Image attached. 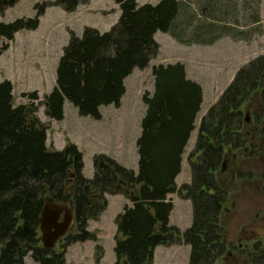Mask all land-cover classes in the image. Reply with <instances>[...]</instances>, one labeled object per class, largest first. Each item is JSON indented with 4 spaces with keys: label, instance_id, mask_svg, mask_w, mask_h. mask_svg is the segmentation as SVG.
I'll return each instance as SVG.
<instances>
[{
    "label": "trees",
    "instance_id": "16d2710c",
    "mask_svg": "<svg viewBox=\"0 0 264 264\" xmlns=\"http://www.w3.org/2000/svg\"><path fill=\"white\" fill-rule=\"evenodd\" d=\"M18 1L0 0V12ZM112 1L120 15L110 30L86 27L80 37L71 35L63 48L55 85L44 98L50 119H63L66 101L79 116L94 120H101V107H119L125 79L133 70L147 68L157 54V32L169 34L180 44L203 46L213 45L223 33L211 23H195L186 6L176 0L141 6L136 0ZM81 2L35 3L33 17L0 23V56L17 32L38 28L49 6L70 13ZM151 74L153 92L142 96L145 113L135 142L137 171L105 154H95L91 178L82 174V154L76 145L48 150L45 128L27 106L13 105L12 83L0 82V264H25L27 256L34 264H65L69 245L94 238L87 231L88 222L104 212L105 195L117 192L119 186L130 205L125 204L117 216L119 238L114 241L113 264H152L157 246L188 245V264H216L225 254L219 217L227 192L219 186L216 173L225 159V148L235 151L245 146L248 133L242 132V105L258 92L264 107V55L240 68L201 118L188 156L191 181L180 187L175 178L195 130L202 88L186 77L181 63L153 66ZM173 193L192 204V222L183 232L169 225L173 203L167 196ZM47 200L73 203L75 232L64 238L60 251L44 249L40 243V215ZM254 249L260 251L249 255L251 264H264V245L255 244Z\"/></svg>",
    "mask_w": 264,
    "mask_h": 264
},
{
    "label": "rangeland",
    "instance_id": "374dc122",
    "mask_svg": "<svg viewBox=\"0 0 264 264\" xmlns=\"http://www.w3.org/2000/svg\"><path fill=\"white\" fill-rule=\"evenodd\" d=\"M48 1L54 0H19L14 6L0 12V23L33 17L34 4ZM158 1L136 0V3L139 6L155 5ZM176 1L186 6L192 20L197 21L195 23H211L218 29H223L221 31L224 34L222 33L213 45L203 46L180 44L169 34L157 32L154 37L159 45L157 54L147 68L135 69L128 77L126 94L120 106L103 107L101 120L79 116L77 109L67 101L64 103L63 119L52 120L47 116L44 98L55 85L56 65L70 36L80 37L86 27L106 32L117 22L120 11L112 0H82L80 7L70 13L51 5L40 18L38 28L34 31L17 32L9 42L8 49L0 56V82L9 80L12 83L13 105L27 106L32 117L45 128L48 150L60 151L69 144L76 145L82 154L84 177H92V157L95 154H105L124 168L136 170L138 155L135 142L140 134V122L145 113L142 96L145 92L149 94L153 92L151 74L153 66L181 63L184 65L186 77L202 88L203 101L195 120V130L191 133L187 144L184 170L189 162L188 156L194 149L201 118L215 104L236 72L256 57L264 55V0ZM32 96L36 99H32ZM261 110L258 92L241 107L242 132L248 133L249 136L245 141V147L237 151L236 156L237 163L241 164L242 175L231 176V171L235 170L234 166L226 162L225 171L219 169L216 180L228 188V192H232L233 189L241 192L244 188L250 189L251 195L245 199L255 200L262 206L260 209H264V205L261 204L263 197L260 196L264 194V161L241 156L248 155V152L254 146L256 148L259 143V139L253 136L255 133L253 123L256 121V114ZM227 152L228 148H225L224 153ZM191 161H196V157ZM120 187L117 188V192L105 195L106 209L100 216L88 222L87 231L94 238L73 243L74 247L72 246L70 250L72 257L69 263L65 261V264H92V262L99 264L105 256V250H108L115 239L119 238L116 234V220L122 206L128 202L122 191L118 190ZM125 191L124 187L123 192ZM245 194L247 192L242 193L244 196ZM64 206L73 212L72 201ZM260 209L259 212L262 211ZM261 223L264 224V218ZM71 232H75L74 221L68 233ZM68 233L55 244L53 248L55 251L61 250ZM257 239L263 244L264 232ZM253 245L254 242L248 244L246 250L241 252L242 256L234 260L233 264H251L249 255L253 252L256 256L260 251L253 250ZM231 262L229 260L225 262L224 259L221 264H231ZM25 264L34 263L27 256Z\"/></svg>",
    "mask_w": 264,
    "mask_h": 264
},
{
    "label": "crops",
    "instance_id": "0c3cea01",
    "mask_svg": "<svg viewBox=\"0 0 264 264\" xmlns=\"http://www.w3.org/2000/svg\"><path fill=\"white\" fill-rule=\"evenodd\" d=\"M79 7L80 5L76 8V10ZM155 36L156 34L154 35V37ZM128 77L124 81L125 88ZM124 96L122 97L121 102ZM64 106H63V111H64ZM102 108L103 107L100 108L101 119L103 116L101 111ZM194 145H195V141H194ZM186 148L182 155L181 171L175 178V184L177 187H180L183 184H189L191 181V171L189 167V162L188 165H186V169L183 170ZM136 171H137V167L136 170H134V172ZM218 184L220 187L224 188L225 191L227 192V198L222 207V211L219 217V224L223 230L222 242L226 247V252L221 258H219L216 261V264H221V261L222 260L224 261V259L225 262L226 260H229L232 261L231 264H233L235 260L234 258L236 259L240 258L242 256L241 252L245 251L248 244L256 241L258 236L263 234L264 230L262 229H264V224L261 223V220L264 218L263 216L264 209H260V207L262 206L258 205V203L255 200L252 201L251 199L250 201L245 199V197L251 195L249 193L250 189L244 188L242 192L233 189L232 192H228V188L223 186L220 183V181L218 182ZM243 192H247V194H245L244 196L242 195ZM260 196H262L263 197L262 199H264L263 194H260ZM167 198L170 199L173 203V209L169 216V225L176 227L178 230L183 232L184 230L190 227L192 222V204L189 200L179 197L176 193L169 194ZM262 201L261 204L264 205V202ZM125 204L130 205L129 201ZM259 209L262 211L258 212L257 210ZM114 243L115 242H113L112 245L109 246L108 250H105V256L100 260L99 264H113L115 262V255L113 252ZM72 246L74 247L73 244L67 247V252L65 254L66 263H69V259L72 257L70 253ZM189 254H190V247L188 245L180 244V245H172L168 247L157 246L154 250L152 264H188ZM247 258L249 259L248 255ZM104 259L107 263L104 261Z\"/></svg>",
    "mask_w": 264,
    "mask_h": 264
},
{
    "label": "water",
    "instance_id": "95a60500",
    "mask_svg": "<svg viewBox=\"0 0 264 264\" xmlns=\"http://www.w3.org/2000/svg\"><path fill=\"white\" fill-rule=\"evenodd\" d=\"M224 163L222 170H224ZM74 215L67 206L54 204L50 200L45 203L40 215V243L44 249H53L55 244L72 228Z\"/></svg>",
    "mask_w": 264,
    "mask_h": 264
},
{
    "label": "flooded vegetation",
    "instance_id": "af4514ba",
    "mask_svg": "<svg viewBox=\"0 0 264 264\" xmlns=\"http://www.w3.org/2000/svg\"><path fill=\"white\" fill-rule=\"evenodd\" d=\"M261 107H262V110H261L260 113H257L256 114V121L253 123V130H255V133H254L253 136H254L255 139H257V138L259 139V143L256 145L257 146L256 148L254 146V148H252V150L248 152V155H244L243 154L241 156H243L244 158H250V159H254L256 161L257 160H260V161L263 162L264 161V117H263V112L262 111H263L264 107L262 105H261ZM261 127H262V129H261ZM260 129H261V131H258ZM261 132H263V134H259ZM242 149H239V150H242ZM239 150H235L234 151V150H231V149L228 148V152L225 153V155H224L225 156V159H224L223 163L229 162L231 165L234 166L233 169H235V170L232 169L233 171H231L232 172L231 173V176H233V177L234 176H241L242 175V173H241V170H242L241 169V164H238L237 163L238 162V159L236 157L237 156V151H239ZM220 169L222 170V166H221ZM251 169L249 171H251ZM222 171H225V168ZM262 200L264 202V199H262ZM257 211L259 212V210H257ZM258 243H260L258 239L256 241H254V245L255 244L257 245ZM263 245H264V243H263ZM251 255H253V252L251 253ZM234 259L236 260V258H234Z\"/></svg>",
    "mask_w": 264,
    "mask_h": 264
}]
</instances>
